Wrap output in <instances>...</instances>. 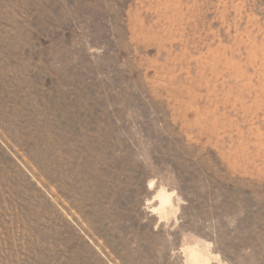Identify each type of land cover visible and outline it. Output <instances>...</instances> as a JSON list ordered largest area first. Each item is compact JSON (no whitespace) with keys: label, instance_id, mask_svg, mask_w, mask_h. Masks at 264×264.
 I'll use <instances>...</instances> for the list:
<instances>
[{"label":"rangeland","instance_id":"rangeland-1","mask_svg":"<svg viewBox=\"0 0 264 264\" xmlns=\"http://www.w3.org/2000/svg\"><path fill=\"white\" fill-rule=\"evenodd\" d=\"M194 263L264 264V0H0V264Z\"/></svg>","mask_w":264,"mask_h":264},{"label":"bare ground","instance_id":"bare-ground-1","mask_svg":"<svg viewBox=\"0 0 264 264\" xmlns=\"http://www.w3.org/2000/svg\"><path fill=\"white\" fill-rule=\"evenodd\" d=\"M159 198H160V200L162 201V205L163 204H165V203H167L168 204V201H170V197H169V195L168 194H166V193H161L160 194V196H158ZM193 250V249H192ZM196 251V250H195ZM189 252V251H188ZM200 252V251H199ZM199 252H197V254L199 253ZM191 253V252H190ZM201 253V252H200ZM200 255V254H199ZM199 255H198V257L197 258H199ZM202 255V254H201ZM200 255V256H201ZM190 258V257H189ZM192 259H193V257H192ZM195 264V263H194Z\"/></svg>","mask_w":264,"mask_h":264}]
</instances>
